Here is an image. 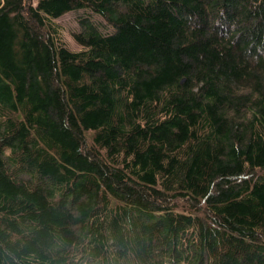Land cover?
<instances>
[{"label": "trees", "instance_id": "obj_1", "mask_svg": "<svg viewBox=\"0 0 264 264\" xmlns=\"http://www.w3.org/2000/svg\"><path fill=\"white\" fill-rule=\"evenodd\" d=\"M0 264H264V0H0Z\"/></svg>", "mask_w": 264, "mask_h": 264}, {"label": "rangeland", "instance_id": "obj_2", "mask_svg": "<svg viewBox=\"0 0 264 264\" xmlns=\"http://www.w3.org/2000/svg\"><path fill=\"white\" fill-rule=\"evenodd\" d=\"M37 0H33V3L36 4ZM82 11H67L64 14L53 18V21L57 23L58 27L61 30V35L63 37L66 45L73 49H79L80 45L73 38L72 32L79 29L78 18L81 15ZM95 20L102 21V18L97 15H92Z\"/></svg>", "mask_w": 264, "mask_h": 264}]
</instances>
